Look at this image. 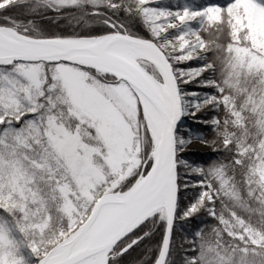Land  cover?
Masks as SVG:
<instances>
[{
  "label": "snow or ice",
  "instance_id": "6c2138e0",
  "mask_svg": "<svg viewBox=\"0 0 264 264\" xmlns=\"http://www.w3.org/2000/svg\"><path fill=\"white\" fill-rule=\"evenodd\" d=\"M0 264H264V0H0Z\"/></svg>",
  "mask_w": 264,
  "mask_h": 264
},
{
  "label": "trees",
  "instance_id": "16d2710c",
  "mask_svg": "<svg viewBox=\"0 0 264 264\" xmlns=\"http://www.w3.org/2000/svg\"><path fill=\"white\" fill-rule=\"evenodd\" d=\"M194 2H198V0H194ZM189 126H192V127H196V122H190V121H187L186 122ZM195 141V140H194ZM211 149H209L208 151H205V152H195V151H190V154H192V158L193 159H203L206 155V153L210 152Z\"/></svg>",
  "mask_w": 264,
  "mask_h": 264
},
{
  "label": "rangeland",
  "instance_id": "374dc122",
  "mask_svg": "<svg viewBox=\"0 0 264 264\" xmlns=\"http://www.w3.org/2000/svg\"><path fill=\"white\" fill-rule=\"evenodd\" d=\"M188 121H192V122H195V120L193 119V118H189V120ZM187 122V121H186ZM193 146V142L190 144V146L189 147H192ZM202 149V152H205V151H208L210 148H207V147H205L204 146V148H201Z\"/></svg>",
  "mask_w": 264,
  "mask_h": 264
},
{
  "label": "bare ground",
  "instance_id": "6f19581e",
  "mask_svg": "<svg viewBox=\"0 0 264 264\" xmlns=\"http://www.w3.org/2000/svg\"><path fill=\"white\" fill-rule=\"evenodd\" d=\"M193 147H194L195 149H198V148H201V147H202V144L199 143V142H197V143L194 144Z\"/></svg>",
  "mask_w": 264,
  "mask_h": 264
}]
</instances>
